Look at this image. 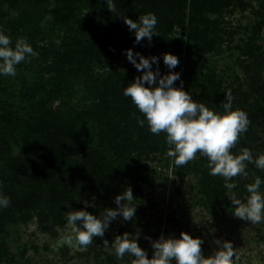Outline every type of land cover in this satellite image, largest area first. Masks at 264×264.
Returning <instances> with one entry per match:
<instances>
[{"label":"trees","instance_id":"16d2710c","mask_svg":"<svg viewBox=\"0 0 264 264\" xmlns=\"http://www.w3.org/2000/svg\"><path fill=\"white\" fill-rule=\"evenodd\" d=\"M113 3L112 13L106 0H0V29L11 38V46L23 37L37 53L16 66L15 76L0 74V195L10 198L8 207H0V263L10 260L4 236L11 224L37 215L44 224L63 226L72 210L99 217L117 206L115 197L127 188L136 201L143 197L141 184L156 186L148 161L166 156V134H152L147 122L141 127L137 118H146L124 96V89L143 75L128 61V49L158 57L153 71L158 67L161 75L180 73L174 86L182 84L194 101L217 112L223 111L226 99L223 81L215 69L202 73L200 63L204 56L237 50L235 63L245 79L230 93L233 109L245 111L250 124L232 152L247 148L254 159L264 154L259 134L264 133V51L259 44L264 0ZM249 10L258 19L236 45L239 30L226 17ZM147 13L156 15L159 35L136 43L123 16L137 21ZM166 53L178 57L175 69L164 64ZM99 67L109 70L102 73ZM246 163L248 176L231 181L211 175L206 157L173 164L177 175L197 176L203 197L199 205L210 210L231 206L226 182L236 184L239 196H247L246 185L259 176L264 189V170ZM95 196L100 198L95 206H83ZM133 224L134 219L126 221L121 230L134 233Z\"/></svg>","mask_w":264,"mask_h":264},{"label":"clouds","instance_id":"9594fccd","mask_svg":"<svg viewBox=\"0 0 264 264\" xmlns=\"http://www.w3.org/2000/svg\"><path fill=\"white\" fill-rule=\"evenodd\" d=\"M108 9L116 12L113 0H106ZM129 30L135 31V42L140 43L147 38L152 40L157 34L155 27L157 17L154 13L140 15L137 21L123 16ZM11 38L0 29V74L6 76L16 75V66L27 57L36 56L28 41L20 37L12 46ZM127 59L143 75L136 77L124 89V96L130 97L132 103L143 114L145 119H138L141 127L147 125L154 135L166 134L168 145L167 157L172 158L176 166H183L198 156L206 157L213 176H221L225 181H231L236 176H248L247 163H254L257 168L264 170V154L254 159L251 150L244 148L240 154H234L232 149L239 142L241 134L246 132L250 120L245 111L233 109L231 93L225 94L223 111L217 112L207 107L203 102L194 101L192 95L182 87L174 86L180 79V73L169 72L161 75L157 67L152 70L153 64L159 63L158 57H144L134 53L132 49L126 52ZM139 56V62L136 57ZM164 64L169 69L179 65L177 56L166 53ZM148 86H145V85ZM262 180L255 177L254 182L246 185L248 195L241 200L234 193L229 200L235 205L232 215L236 218L250 221L251 224L264 222V192H261ZM225 188L231 190L236 187L234 183H225ZM134 194L131 187L115 197L116 209H104L99 217L86 211L67 212V223L62 240L69 246H79L86 249L96 237H103L105 230L112 220L123 216L125 221H132L135 217L136 206H132ZM126 202V203H124ZM10 198L0 195V207H8ZM139 233L132 238V233L125 232L115 236L110 247L118 259L129 254L131 264H234L235 249L231 241L216 239L217 249L205 256L202 245L204 241L193 238L187 232H181L180 238L163 235L152 241L154 249L152 257L138 244ZM105 248H109V241L104 240Z\"/></svg>","mask_w":264,"mask_h":264},{"label":"rangeland","instance_id":"374dc122","mask_svg":"<svg viewBox=\"0 0 264 264\" xmlns=\"http://www.w3.org/2000/svg\"><path fill=\"white\" fill-rule=\"evenodd\" d=\"M226 18L233 28L239 30V34L235 36L236 45L250 35L252 26L258 19L251 10L238 11ZM259 44L264 51V30ZM238 54L237 50L230 49L221 56H204L200 70L205 73L210 68L215 69L223 81L221 90L231 92L239 81L245 79L242 70L235 63ZM97 70L104 73L109 69L99 67ZM259 134L264 138L263 132ZM199 158L200 156L195 160ZM148 164L154 171L156 186L152 188L141 184L143 197L133 201L136 213L132 238L139 233L138 244L149 258L154 251L152 241L158 240L162 235L165 238H180L181 232H187L193 238L199 237L204 241L202 248L205 256L217 249L214 241L221 239L232 242L236 252L234 264H264V222L251 224L250 221L236 218L232 215L235 207L232 201L231 206H220L217 209L207 210L200 206L199 202L203 197L198 194L197 176L193 173L184 177L177 175L173 160L167 155H158L157 161L149 160ZM260 191L264 192V189ZM233 193L241 200L246 197L239 196L234 189H228L229 196ZM99 199L97 196L92 197L83 202V206H95ZM116 208L117 206H112L109 209ZM125 223L123 216H118L111 221L103 237L94 238L89 247L82 249L79 246H69L62 240L66 223L63 226L52 222L44 224L39 216L34 215L27 223L11 224L8 227L4 237L11 256L10 260H4L0 264H113V260L117 264H131L134 257L125 254L123 259H118L110 247L115 236L127 232L121 230ZM105 239L109 241V248L104 246ZM106 253L107 263L104 261Z\"/></svg>","mask_w":264,"mask_h":264}]
</instances>
